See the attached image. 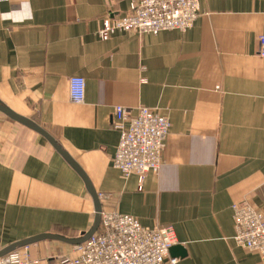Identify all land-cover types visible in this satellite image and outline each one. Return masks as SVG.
<instances>
[{
	"label": "crops",
	"instance_id": "crops-1",
	"mask_svg": "<svg viewBox=\"0 0 264 264\" xmlns=\"http://www.w3.org/2000/svg\"><path fill=\"white\" fill-rule=\"evenodd\" d=\"M132 2L0 0V103L52 135L103 210L172 226L184 251L162 264H264L233 238L234 203L264 212V0H199L186 32L101 38L104 20ZM74 76L85 78L82 102L71 98ZM117 105L132 114L150 107L171 121L163 162L142 182L113 166ZM95 219L77 169L0 111V249L41 233L78 238Z\"/></svg>",
	"mask_w": 264,
	"mask_h": 264
},
{
	"label": "built area",
	"instance_id": "built-area-1",
	"mask_svg": "<svg viewBox=\"0 0 264 264\" xmlns=\"http://www.w3.org/2000/svg\"><path fill=\"white\" fill-rule=\"evenodd\" d=\"M199 0H133L129 12L109 15L99 30L106 39L115 31L157 34L164 30L186 32L196 21ZM259 54L264 57V34L260 35ZM85 78H71V98L82 102ZM114 127L120 140L113 166L124 176L133 173L142 182L150 171L163 162V151L170 131V119L156 109L139 107L135 114L123 105L114 109ZM101 229L87 241L76 245L77 256L64 259V264H162L177 243L172 226L151 228L130 214L102 210ZM233 217L237 245L258 252L264 258V212L249 201L234 203ZM26 253H28L26 251ZM15 250L0 257V264H30ZM175 262V259H172Z\"/></svg>",
	"mask_w": 264,
	"mask_h": 264
},
{
	"label": "water",
	"instance_id": "water-1",
	"mask_svg": "<svg viewBox=\"0 0 264 264\" xmlns=\"http://www.w3.org/2000/svg\"><path fill=\"white\" fill-rule=\"evenodd\" d=\"M0 111L5 113L6 115L10 116L11 118L20 121L30 127H32L33 129H35L36 131H38L39 133H41L44 137H46V139L64 156L66 157V159L71 163V165H73V167H75V169H77V171L83 176V178L86 181L87 187L94 199L95 202V207H96V219H95V223L92 227V229L88 232H84L82 234L81 237L78 238H69V237H65L56 233H41L32 237H28L16 242L11 243L10 245L4 247L3 249H0V257L5 256L13 251H15L17 248L24 246V245H28L31 243H36L42 240H47V239H51V240H59L62 242H66L69 244H73V245H77V244H82L85 241H87L93 234H95L99 227L101 226V222H102V216H101V212L103 210L102 207V203L101 200L99 198V195L97 193V191L93 188L92 184L89 182L87 176L85 175V173L83 172V170L81 169V167L78 165V163L75 161V159H73V157H71L69 155V153H67L56 141L55 139L52 137V135L50 133H48V131H46L42 126H40L36 121H34L33 119L29 118V117H25L22 115H19L18 113H16L15 111L7 108L6 106H4L3 104L0 103ZM177 250H181L182 252L183 247L180 244H175L171 247L170 251L171 253H175Z\"/></svg>",
	"mask_w": 264,
	"mask_h": 264
},
{
	"label": "rangeland",
	"instance_id": "rangeland-1",
	"mask_svg": "<svg viewBox=\"0 0 264 264\" xmlns=\"http://www.w3.org/2000/svg\"><path fill=\"white\" fill-rule=\"evenodd\" d=\"M40 245L46 246V250L44 251V253L39 255L43 258L38 257V253L40 252ZM17 250H19L22 255H24V260L28 258L29 261H32V263L30 264H41V260L50 261V259H47L48 257H52L50 263L64 264V259L75 258L77 256L76 245L51 239L24 245L17 248ZM26 251L28 253H26Z\"/></svg>",
	"mask_w": 264,
	"mask_h": 264
}]
</instances>
